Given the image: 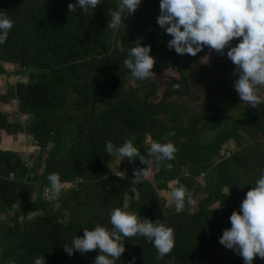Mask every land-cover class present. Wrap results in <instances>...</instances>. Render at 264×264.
Returning a JSON list of instances; mask_svg holds the SVG:
<instances>
[{"label": "trees", "instance_id": "obj_1", "mask_svg": "<svg viewBox=\"0 0 264 264\" xmlns=\"http://www.w3.org/2000/svg\"><path fill=\"white\" fill-rule=\"evenodd\" d=\"M77 2L0 0V12L14 21L7 41L0 44V75L8 64L17 66L15 76L27 77L0 94V103L16 101L18 113L26 117L23 124L9 121L0 110V140L3 132L25 134L39 151L28 165L16 152L0 148V264H33L37 256H45L46 264H94L99 248L69 256L63 247L82 237L84 228H110L116 207L139 212L142 219H160L175 232V247L162 259L156 258L151 242L136 236L125 241L126 251L116 264H129L133 257L135 264H244L219 238L264 173V102L246 106V113L222 126L229 112L241 106L230 59L210 69L220 72L199 78L198 73L209 70L195 63L208 48L195 57L169 50L173 37L157 23L160 0H142L124 20L125 27L117 29L107 24L119 0H101L87 13L80 7L70 13L69 3ZM137 40L151 46L155 72L175 69L180 76L168 82L160 98L156 84L133 78L124 67ZM186 71L207 86L204 112H189L173 99L190 91ZM211 77L221 79L216 90L207 80ZM173 131L176 135L170 136ZM128 139L155 170L154 184L145 178L131 183L134 169L147 167L139 160L123 158L121 174L112 171L117 155L106 152L105 141L120 146ZM153 141L173 142L175 159L157 163L148 157ZM230 141L235 150L221 154ZM50 173L70 185L52 202L44 197ZM170 182L193 190L198 200L194 211L188 204L180 213L174 206L164 208L158 190H166ZM253 264H264V259L257 256Z\"/></svg>", "mask_w": 264, "mask_h": 264}, {"label": "clouds", "instance_id": "obj_2", "mask_svg": "<svg viewBox=\"0 0 264 264\" xmlns=\"http://www.w3.org/2000/svg\"><path fill=\"white\" fill-rule=\"evenodd\" d=\"M142 0H119L115 10L109 11L107 27L117 29L124 25V20L134 15ZM101 0H78L69 3L70 13L77 8L83 13L95 9ZM160 15L157 23L165 28L173 39L168 42L169 50L174 49L178 55L195 57L205 47L223 56L227 50V58L236 66L238 79L233 88L242 102L255 108L261 101L260 91L264 88V0H160ZM14 21L8 12H0V44L7 41ZM242 38V39H240ZM143 38H141L142 40ZM239 39L236 46L232 41ZM151 46H144L140 40L129 48L128 58L124 67L133 78L150 79L154 72L156 58L150 55ZM175 136L173 131L169 134ZM105 150L109 155H118L130 161L139 160L141 164L148 161L145 155L134 146L131 139L117 146L111 140L105 141ZM178 148L169 141L160 143L153 141L147 148V156L159 163L163 160H174ZM171 170L172 164H167ZM147 168L134 169L130 180L140 184L147 177ZM50 184L49 193L53 198H59L63 184L58 173L47 176ZM193 190L180 184L172 187L168 204L174 206L177 213L184 210L185 205L195 203ZM231 227L223 230L219 242L227 249L241 256L244 264H253L254 258L264 259V173L246 193L239 211H233L230 216ZM111 227L97 224L93 229L84 228L83 236L74 237L64 250L71 256L75 252L82 255L99 248L100 254L95 257L94 264H116L126 251L125 241L136 236L145 237L157 251V259L170 254L175 247V232L160 219L155 222L141 218L139 212L116 207L110 213ZM133 257L129 264H135ZM8 264H15L10 260ZM33 264H46L45 256L34 258Z\"/></svg>", "mask_w": 264, "mask_h": 264}, {"label": "rangeland", "instance_id": "obj_3", "mask_svg": "<svg viewBox=\"0 0 264 264\" xmlns=\"http://www.w3.org/2000/svg\"><path fill=\"white\" fill-rule=\"evenodd\" d=\"M235 40L231 42L232 46H236L239 43V41L237 42L238 39H235ZM227 50L228 49H225L224 50L225 54L221 56L214 50H209L208 48L204 56L197 63H195V67L201 70L212 69L216 63L228 59L226 55ZM4 68L6 70V74L0 75V94H5L8 86L13 85L16 82L26 81L27 79L26 76L19 77L13 74L15 70H17V66L5 64ZM153 72L154 74L150 78V80L151 82L156 84L158 98H160L162 94L164 93V91L168 88V82L172 78L178 79L180 77L175 69H166L161 72H155L153 70ZM184 75L188 78V85H189L190 91L187 95H184L182 97L180 96L175 97L173 99L176 102L184 103L187 109L189 110V112H194V111L204 112L205 107H206L205 95L207 94L206 92L207 86L203 84L201 81H199L196 76L191 75L189 71H186ZM207 80L211 83L212 85L211 88L215 90L217 89L218 83L221 81V79L217 77H211ZM180 90H181L180 93H183L182 89ZM236 96L239 98L241 106L238 109L229 112V115L226 121H224L222 126L226 125L227 123H229L230 121L234 119L241 117L244 113H246V109H247L246 106H248L249 104L242 102L238 93H236ZM263 97H264V88H262L261 93H260V98H263ZM209 98H210V95H209ZM16 104H17L16 101H10L8 104L0 103V110L4 111L7 114L9 121L17 120L18 122L23 124L26 120V117L21 116L18 113ZM0 147L3 148V150H11V151L16 152L18 155L21 156V158L28 165L32 163V160H34V158L39 153L38 148L33 146L32 139L26 136L25 134H21V133L17 134L16 136H12V137L5 135L4 132L1 133ZM233 150H235V145L233 144L232 141H230L223 145L221 154L227 155ZM122 163H123V157H120L117 155L111 163L112 171L117 174H121ZM146 168L149 170V174L147 177H144V178L154 184L155 183V170L150 164H148ZM198 181L202 185L204 184L202 178H199ZM174 184H175L174 182H170L167 185L166 190H158L159 197H161L164 200L165 209L170 207V205L168 204V200L170 198V192H171L172 187H174ZM68 187H70V185H63V189L68 188ZM44 197L47 200H50L51 202L54 200V198L49 194V190L47 189L44 190ZM197 202L198 200L195 201L194 204H192V206L190 207V211H194L196 209ZM0 218L3 219L4 215H1Z\"/></svg>", "mask_w": 264, "mask_h": 264}, {"label": "water", "instance_id": "obj_4", "mask_svg": "<svg viewBox=\"0 0 264 264\" xmlns=\"http://www.w3.org/2000/svg\"><path fill=\"white\" fill-rule=\"evenodd\" d=\"M180 70H181V68H178V71H180ZM220 71H221L220 69L209 70V71L204 72V73H198V77L203 79V78L211 75L214 72H220Z\"/></svg>", "mask_w": 264, "mask_h": 264}, {"label": "crops", "instance_id": "obj_5", "mask_svg": "<svg viewBox=\"0 0 264 264\" xmlns=\"http://www.w3.org/2000/svg\"><path fill=\"white\" fill-rule=\"evenodd\" d=\"M1 148V147H0ZM1 149H3V148H1Z\"/></svg>", "mask_w": 264, "mask_h": 264}]
</instances>
